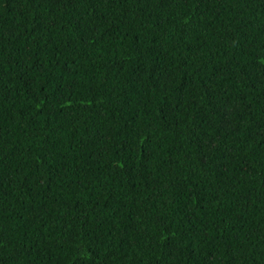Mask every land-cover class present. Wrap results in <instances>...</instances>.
I'll list each match as a JSON object with an SVG mask.
<instances>
[{"label":"trees","instance_id":"obj_1","mask_svg":"<svg viewBox=\"0 0 264 264\" xmlns=\"http://www.w3.org/2000/svg\"><path fill=\"white\" fill-rule=\"evenodd\" d=\"M0 264H264V0H0Z\"/></svg>","mask_w":264,"mask_h":264}]
</instances>
